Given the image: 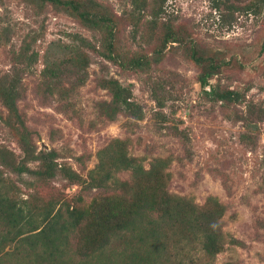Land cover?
Masks as SVG:
<instances>
[{"label":"rangeland","instance_id":"rangeland-1","mask_svg":"<svg viewBox=\"0 0 264 264\" xmlns=\"http://www.w3.org/2000/svg\"><path fill=\"white\" fill-rule=\"evenodd\" d=\"M96 1L116 19V48L122 61L148 56L152 63L147 69L126 67L92 54L88 79L67 99L53 98L43 88L46 49L52 41L71 43L72 33L101 47L100 29L49 2L0 1V74H11L16 67L21 70L19 111L38 151L55 150L60 167H71L87 180L99 164V151L115 138L126 140L130 155L142 158L147 169L157 158L168 159L166 187L171 194L190 197L200 206L215 196L226 205L221 221L230 243L212 264H264V122L256 145L250 147L242 140L243 123L230 120L249 101L264 106V10L260 14L229 10L221 16L213 0H167L166 12L154 27L150 17L138 20L132 0ZM167 25L182 39L170 42L156 62ZM193 46L204 57L225 61L206 88L200 82L203 67L192 58ZM32 51L39 53L38 61L27 68L23 55ZM103 76L132 88L144 111L142 119L124 114L115 121L100 117L97 103L111 100L108 90L98 84ZM159 80L165 84L160 92L167 99L164 108L152 93L153 81ZM211 85L239 90L247 100L235 106L216 102L206 93ZM17 128L23 129L0 98V145L20 160L24 153ZM30 165L34 168L36 162ZM1 170L3 187H18L17 200L27 202L24 207L34 210L41 227L40 213L50 202L54 211L67 215L68 206L76 207L93 222L102 191L72 183L61 174L40 181L29 173ZM130 174L123 171L117 177L127 180ZM19 243L5 245L1 264L27 261L28 245ZM112 260L106 264H130L115 256ZM185 261L190 264L189 257Z\"/></svg>","mask_w":264,"mask_h":264},{"label":"trees","instance_id":"trees-1","mask_svg":"<svg viewBox=\"0 0 264 264\" xmlns=\"http://www.w3.org/2000/svg\"><path fill=\"white\" fill-rule=\"evenodd\" d=\"M41 1L66 9L86 25L100 29L104 38L101 47L77 33L69 34L71 43H50L42 70V85L49 96L67 99L84 85L93 60L92 54L117 60L126 67L147 69L151 66L152 59L148 56H134L122 61L123 55L116 48V19L98 1ZM213 1V7L221 16L229 10L254 14L264 10V0ZM166 2L132 0V5L139 21L150 17V25L156 27L166 12ZM165 29L156 62L161 60L160 53L170 42L182 39L171 25ZM191 54L203 67L200 76L202 87L210 86L211 78L225 61L218 63L213 57H204L194 46ZM23 57L28 62L27 68H31L38 61L39 53L32 51ZM98 84L111 95V100L97 103L102 119L115 121L122 114L138 120L143 118L144 111L135 101L130 86L112 76L101 77ZM164 87L161 80L153 81L152 93L160 108H164L167 101L160 94ZM206 93L214 101L228 105L243 104L247 100L245 93L219 85H211ZM21 96V70L16 67L11 74H0V98L23 128H17V131L20 132V146L24 153L23 158L18 160L14 151L0 145V224L3 225V228L0 227V251L9 242L28 245L27 261L20 264H106L113 256L130 264H185L186 257H189L190 264H212L217 255L226 249L230 242L221 221L227 210L226 205L215 196H210L200 206L190 197L171 194L166 187L170 178V173L165 172L168 159L157 158L147 169L142 158L130 155L126 140L115 138L99 151V164L90 172L87 180L71 167H60L55 150L38 151L19 111L18 100ZM230 120L243 123L246 131L242 134V140L253 147L264 122V106L249 101L246 109L237 110ZM34 162L36 166L33 168L30 163ZM1 167L19 175L29 173L40 181L61 174L72 183L102 191L96 199L93 222L76 207L70 210L68 206L67 215L62 214L61 210L54 211V203L50 202L40 213L43 216L41 222L44 223L41 227L35 219L34 210L24 207L27 202L21 204L17 200L18 187H3L5 182ZM123 171L131 173L129 179L117 177ZM127 185L129 187L126 188ZM262 187L264 189V177ZM184 253L185 256L182 255ZM76 257L79 258L76 260ZM95 258L98 260L95 261ZM2 262L0 257V264Z\"/></svg>","mask_w":264,"mask_h":264}]
</instances>
